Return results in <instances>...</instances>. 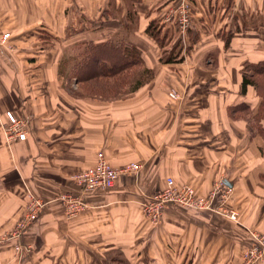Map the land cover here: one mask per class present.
I'll list each match as a JSON object with an SVG mask.
<instances>
[{
	"label": "crops",
	"instance_id": "obj_1",
	"mask_svg": "<svg viewBox=\"0 0 264 264\" xmlns=\"http://www.w3.org/2000/svg\"><path fill=\"white\" fill-rule=\"evenodd\" d=\"M179 1L0 0V31L10 33L0 47V183L10 201L28 188L48 202L27 239L28 264H237L250 232L264 231V139L232 116L260 106L254 87L242 93L241 73L264 62V0H188L197 39L187 57L164 63L146 29ZM40 31L55 48L67 39L134 46L153 79L115 103L74 99L47 87L56 75L44 73L41 55L30 57L27 35ZM7 112L27 122L24 140L7 135ZM98 152L113 167L141 170L89 195L87 208L65 220L58 197L78 190L74 175ZM167 178L203 197L221 181L237 219L169 205L151 225L142 205Z\"/></svg>",
	"mask_w": 264,
	"mask_h": 264
},
{
	"label": "rangeland",
	"instance_id": "obj_2",
	"mask_svg": "<svg viewBox=\"0 0 264 264\" xmlns=\"http://www.w3.org/2000/svg\"><path fill=\"white\" fill-rule=\"evenodd\" d=\"M182 3L190 4L188 0H180L171 9L165 11V13H160L158 18H156V20L154 21V28L160 31L161 37H163L162 47H160L154 41L160 49L159 58L162 62L165 60L167 55L170 54L171 50L174 51V55H177V59H180L181 61L182 59L188 56L192 48V45L196 41V40L192 41L193 36L190 38L189 35V31L191 32L190 29L192 28L193 25V19L191 18V23L189 28L184 33H182L179 27L178 19L175 17L177 9ZM189 6L191 7V5ZM191 14H192V8H191ZM27 38L30 41V44L31 43L35 44V47H33L32 50H30L31 52L30 57L37 56L38 54L41 55L45 59L44 73H46L47 76H50L51 74L56 75V82H55L56 86L54 85L53 81L50 78H48L47 87L64 90L68 95H70L74 99L93 100L99 103H115L120 100L128 99L133 95V93L131 92V88L134 86L137 80H141L142 82V85L138 88L140 89L144 86L149 85V83L153 79V75H154L153 72L151 77L150 74L142 75L143 70L141 68H133L123 74L109 78L107 80L92 79L90 80L91 82L89 83L81 82L77 80L75 73H73V70L75 69H73L71 65L70 66L65 65L63 67V70H61L62 61L68 57L77 55L80 51L79 46L72 44V42L67 39V40H63L62 45L58 44L57 47L55 48L52 46L53 44L52 37L48 33L42 31L37 32L36 34L27 35ZM38 43H41L40 47H38ZM42 46L44 47L46 46V49H43ZM39 50L42 51L39 52ZM55 60H58L57 65H55L54 63ZM211 65L212 67L210 66L209 67L213 70L215 68V65L214 64ZM96 84L100 85L99 88L96 87L94 90L88 88V86L96 85ZM170 92H175V91L171 90ZM178 99L180 98L178 97L175 100ZM237 116L244 117L247 121L248 117H251V114H249L248 116L244 112H240L237 115H235L234 118H236ZM14 118L16 120H19L20 122H23L22 119H18L15 116ZM262 122L263 121L261 120L260 122L261 127H262ZM7 127L8 128L5 131L7 132L8 136H11L9 131L10 125H8ZM254 133L264 139V136L256 133L255 131ZM4 171H5L4 169L0 170V175H2ZM0 185L1 187H3L2 183H0ZM1 187H0V264H28V262L32 261V258H30L29 251L33 250V245L31 243V245L28 246L27 239L30 236V234H31L30 239L32 238V235H35V230H34L35 226L39 223L43 213L45 212L46 205L48 204V202L45 201L42 197L38 195H34L28 188L25 189V195H26L25 198L24 196L21 195L22 191L17 190L16 191L17 197L14 195L15 198H12V201H10V197H7V194L5 193L7 192L6 187L5 186L3 188ZM31 197H36L41 201H43L45 203V208L40 214L39 218L34 223H32L24 231L20 232L18 237L14 238L12 237V234L15 231L14 228L17 223V220L21 216L25 206L30 201ZM26 198L27 201L25 203ZM24 203L25 206L24 208H22ZM63 213H64V209H63ZM226 217H228L230 220L233 221L237 219L236 214L234 219L230 218L229 216ZM64 218L65 220H68L65 216V213H64ZM249 235H250L249 247L242 253L241 258L239 259L237 264H264V247L259 246L260 244L259 242L264 244V231L263 232L260 230L252 231L250 232ZM256 247H258V251H256L253 254H249L250 252H252L253 248Z\"/></svg>",
	"mask_w": 264,
	"mask_h": 264
},
{
	"label": "built area",
	"instance_id": "obj_3",
	"mask_svg": "<svg viewBox=\"0 0 264 264\" xmlns=\"http://www.w3.org/2000/svg\"><path fill=\"white\" fill-rule=\"evenodd\" d=\"M188 3H182L176 12L179 27L184 33L191 23V7ZM174 14V12H173ZM10 39V33L0 31V47H7ZM169 97L177 99L175 92H170ZM10 125V137L14 136L18 140H24L26 137V122L16 120L11 113L6 114ZM141 170L138 163L116 168L110 165L102 152L96 154L95 163L73 177V182L78 187L76 192H66L59 197L63 205L65 216L68 220L76 218L83 210L87 208L86 197L99 191H107L114 188L117 180L122 176L136 174ZM231 189L226 187L221 181L217 182L212 191L205 197L196 193L191 185L176 186L173 179L167 178L165 187L149 197L142 205L143 216L151 225H157L162 217L164 209L169 205L178 206L193 211H210L217 214L235 218V213L227 211L224 207L229 198ZM45 208V203L36 197H31L24 208L21 216L15 225V231L12 237H18L19 233L27 229L34 223ZM259 246L264 244L259 242ZM258 251V247L253 248V254Z\"/></svg>",
	"mask_w": 264,
	"mask_h": 264
},
{
	"label": "trees",
	"instance_id": "obj_4",
	"mask_svg": "<svg viewBox=\"0 0 264 264\" xmlns=\"http://www.w3.org/2000/svg\"><path fill=\"white\" fill-rule=\"evenodd\" d=\"M146 32L160 47L163 46V37H161L160 31L154 28V22L149 24ZM196 36L192 37V41L197 39ZM227 45L228 42H226ZM178 61L180 59H177V55H174V51L171 50L163 62L172 63ZM65 65H71L75 69L73 73H75L77 80L85 83L91 82L90 80L92 79L107 80L133 68H141L143 70L142 75L150 74L152 77V71L146 68L141 60L140 50L134 46L112 42L84 44L80 47L77 55L68 57L62 61L61 70H63ZM241 75L242 93H245L248 86H252L257 96L261 99L258 112L248 117L247 122L256 133L264 136V129L260 124L261 120H264V62L245 65ZM141 85V80H137L131 88V92L134 93ZM99 86L97 84L90 85L88 88L94 90L96 87L99 88ZM241 109L239 106L233 109L232 113L241 111ZM232 116L234 117L235 115L232 114ZM262 155L264 156V149L262 150Z\"/></svg>",
	"mask_w": 264,
	"mask_h": 264
}]
</instances>
